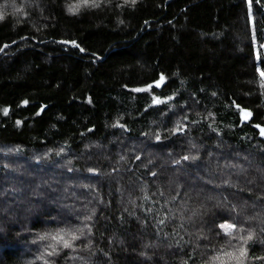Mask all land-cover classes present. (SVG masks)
<instances>
[{
  "label": "trees",
  "instance_id": "obj_1",
  "mask_svg": "<svg viewBox=\"0 0 264 264\" xmlns=\"http://www.w3.org/2000/svg\"><path fill=\"white\" fill-rule=\"evenodd\" d=\"M68 5L0 10V264H29L54 243L40 235L84 224L50 264H212L231 248L222 215L264 254V0Z\"/></svg>",
  "mask_w": 264,
  "mask_h": 264
},
{
  "label": "snow or ice",
  "instance_id": "obj_2",
  "mask_svg": "<svg viewBox=\"0 0 264 264\" xmlns=\"http://www.w3.org/2000/svg\"><path fill=\"white\" fill-rule=\"evenodd\" d=\"M104 2V0H78L75 4H69L68 5V11L71 13H77L81 7H100L101 3ZM110 2V0H108ZM137 0H124L125 4H130L131 6H135ZM259 2V0H257ZM248 4L251 5V0H248ZM13 15H16L18 13H23V9L20 7H16L13 5ZM24 15H27L26 13H23ZM4 15L6 13H0V20L4 18ZM123 23V21H121ZM147 23V22H145ZM39 31V29H37ZM21 39H27L26 37H22ZM15 43V41H13ZM61 43H71L75 47H79L78 44H76L75 41H62ZM4 47H8V45H4ZM261 48H264V45L260 46ZM2 50V49H0ZM80 51H84V49H80ZM255 59L259 63H264V59H261L259 54L257 53L255 55ZM257 72L259 73L262 80H264V69L257 68ZM165 76L163 74L159 75V78L154 81V84L156 87H160L161 84L165 81ZM153 87V84H148L146 88H136L134 91L142 92L146 91L148 89H151ZM215 95V93H213ZM173 97H167L164 100L154 97L153 103L154 104H161L165 103L167 100H171ZM24 104H27L28 101H23ZM235 108L238 110V118L242 116L244 121H248L252 117V113L250 110L245 109L241 107V105L236 104ZM43 108H41V111ZM5 113H7L8 109L4 110ZM39 114V113H37ZM187 119V117H185ZM17 123H20L19 121ZM114 126H120L124 127V125H114ZM255 128L260 129V135L264 136V128H262L261 125L256 124L254 125ZM176 131H183L182 128H177ZM156 140H160V136H156ZM195 147V146H193ZM61 151H63L61 149ZM59 154V153H57ZM139 159L140 157H136ZM198 157L192 156L191 159L195 160ZM183 160H189V156L182 157ZM176 163H179V161H176ZM90 172H95L96 169H89ZM151 175L155 176L156 173H151ZM210 183V182H209ZM234 207V206H233ZM94 211V210H93ZM197 212H193V215H196ZM91 216H85L84 220L88 221L91 220ZM160 223H164L163 220L160 221ZM183 225H181L182 227ZM87 228L88 232L91 233V227L88 224H84L83 227H76V228H64V229H58L55 233H44L38 237L39 240H46L51 238L54 243L48 245L45 247L44 253H42L38 259H41L44 261V264H50V261L46 259L45 257H54L59 254V248L58 245L62 246V248H72L73 242L76 240H79L82 236L85 235V229ZM215 228L218 232V234H223L229 238V244H231V241L235 239L237 243L235 245H232V251L227 250H221L219 253H217L216 256L212 257V264H247L248 260V248L247 244L249 241H252L255 237V233L252 230H246L243 227L238 226V224L231 222V219L227 216L222 215L219 222L215 224ZM264 231V229H262ZM247 232L245 235L244 233ZM91 245V241H89V246ZM254 260H264V256L259 257H253ZM187 264V262H185Z\"/></svg>",
  "mask_w": 264,
  "mask_h": 264
},
{
  "label": "rangeland",
  "instance_id": "obj_3",
  "mask_svg": "<svg viewBox=\"0 0 264 264\" xmlns=\"http://www.w3.org/2000/svg\"><path fill=\"white\" fill-rule=\"evenodd\" d=\"M12 1H14V0H6L5 1V3H3V5L0 7L1 9V12L3 11V10H7V9H10V8H12L13 7V5H15L16 7H19V5L22 3V1H25V0H21L18 4H16V2H12ZM78 2V0H68V3L69 4H75V3H77ZM41 159L43 158V157H40ZM43 160H45V159H43ZM42 171H43V176H42V178H44L43 180L45 181V177H46V175H45V171L43 170V169H41ZM55 170H59V171H61L62 170V168L61 167H57ZM59 175H60V178L63 176V173L61 174V173H58ZM59 175H57V177H59ZM236 175L238 176L239 174H237V168H236ZM57 181H60V179L59 178H57ZM43 182V181H42ZM49 183H51V182H49ZM54 184H57V182H55ZM54 184H52V185H54ZM57 186H58V184H57ZM60 223H62L61 221L59 222V224ZM238 226H240V227H243V225H238ZM244 229H246L247 230V228H245V227H243ZM58 230V229H57ZM52 231H54V230H52ZM245 235L247 234V232H245L244 233ZM225 240V239H224ZM235 239H233L232 241H231V244H229V239H228V242L227 241H225V242H223V244H226V245H228V246H231V248H228V249H225V250H227V251H232L233 249H232V245H235L236 243H237V241L235 240ZM55 242V241H54ZM250 243V241L248 242V244ZM248 244H247V247H248ZM42 252L44 253V251L42 250ZM40 256V255H39ZM39 256H37V257H35V259H30L29 261H28V263L29 264H38V262H41L42 264L44 263V261L43 260H41V259H38V257ZM261 256H264V254H261ZM47 257V256H46ZM45 257V258H46ZM255 261L256 260H254V259H252L251 257H250V255H249V250H248V260H247V264H257V263H255ZM259 262H261L260 264H264V260H258Z\"/></svg>",
  "mask_w": 264,
  "mask_h": 264
}]
</instances>
